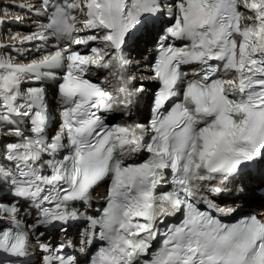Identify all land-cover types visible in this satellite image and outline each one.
Returning a JSON list of instances; mask_svg holds the SVG:
<instances>
[{
	"label": "snow or ice",
	"instance_id": "6c2138e0",
	"mask_svg": "<svg viewBox=\"0 0 264 264\" xmlns=\"http://www.w3.org/2000/svg\"><path fill=\"white\" fill-rule=\"evenodd\" d=\"M0 8L5 33L24 20L9 8L35 24L0 42V255L26 264L40 229L83 218L77 204L86 209L110 180L107 206L86 218L85 245L105 242L90 264H264V216L225 223L233 209L216 203L246 170L264 177V0ZM142 42L154 51L147 123L135 121L146 90L128 71V53ZM113 67L114 91L96 75ZM28 207L34 219L22 215ZM68 246L37 243L48 253L37 264H82Z\"/></svg>",
	"mask_w": 264,
	"mask_h": 264
},
{
	"label": "bare ground",
	"instance_id": "6f19581e",
	"mask_svg": "<svg viewBox=\"0 0 264 264\" xmlns=\"http://www.w3.org/2000/svg\"><path fill=\"white\" fill-rule=\"evenodd\" d=\"M30 0H16L17 3H29ZM7 0H0V4H6ZM0 11H3L2 8H0ZM9 12H11L12 15L14 16H23L22 14L17 13L18 11H20L19 9H12L9 8L8 9ZM14 32H18V31H14ZM12 32V33H14ZM11 33V34H12ZM21 34V32H19ZM7 38V43H15V41H12L10 36ZM24 35V34H21ZM143 44V42L141 43ZM140 44V45H141ZM149 43L145 44L144 47L147 50V46ZM137 61L135 60L134 63H136ZM139 80L142 81V83L144 84L145 90L146 87L151 86V82L147 79L148 76H144V75H139ZM145 80V81H144ZM145 94H147V91L145 92ZM113 116L117 117V115H112L108 120L111 122V120L113 119ZM115 123V122H113ZM264 184V177L262 176H258L255 178L251 179V185L244 189L246 190V193L243 194V192L239 191V189L237 188L236 184H230L228 186L229 188V192H231L233 194L232 198H227V201L229 202H233V206L235 205L236 201H240L241 199L243 200H247L249 202H254L256 206H258V204H260L261 206H264V198L261 197L260 195L257 194L256 189H258L261 185ZM264 208V207H263ZM70 234L68 235L70 238H75L76 234L78 233V230L74 231V227H70Z\"/></svg>",
	"mask_w": 264,
	"mask_h": 264
},
{
	"label": "rangeland",
	"instance_id": "374dc122",
	"mask_svg": "<svg viewBox=\"0 0 264 264\" xmlns=\"http://www.w3.org/2000/svg\"><path fill=\"white\" fill-rule=\"evenodd\" d=\"M114 121V120H113ZM113 121H111V122H113Z\"/></svg>",
	"mask_w": 264,
	"mask_h": 264
}]
</instances>
